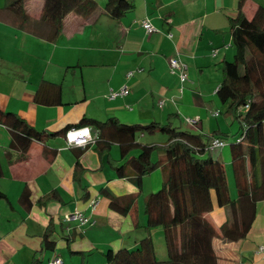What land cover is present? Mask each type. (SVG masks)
Listing matches in <instances>:
<instances>
[{
    "label": "crops",
    "instance_id": "crops-1",
    "mask_svg": "<svg viewBox=\"0 0 264 264\" xmlns=\"http://www.w3.org/2000/svg\"><path fill=\"white\" fill-rule=\"evenodd\" d=\"M132 1L135 10L122 19L108 16L105 4L100 14L90 19L68 15L53 42L26 31L22 36L31 43L27 52H8L0 58L5 69L0 72V109L17 115L37 131L55 134L44 143L34 142L23 154L11 150L12 133L0 125V190L7 195L0 201V264H53L57 258L63 264H106V250L134 249L145 235V229L136 223L146 224L143 206L147 197L162 186V172L157 170L145 177L139 192L113 168L122 160L118 144L102 155L95 142L85 149L69 146L70 129L90 127L98 133L92 125L78 126L84 118L101 122L115 118L126 126L149 125L165 124V119L171 122L181 112L183 123L184 117L201 119L198 130L184 126L205 137L216 131L227 133L225 127L235 122L228 116L223 124L220 121L219 105L223 103L218 91L224 80V64L233 61L236 54L229 19L236 16L239 0ZM260 5L246 0L244 14L251 19ZM25 8L31 17L40 19L44 0H26ZM145 18L151 20L158 33L146 34L141 26ZM17 30L0 22V40L6 37L3 46ZM175 57L189 66L185 83L170 71V60ZM131 71L134 76L129 78ZM44 81L62 85L61 105L49 107L36 102ZM123 85H128L130 94L110 100L111 91ZM158 134L140 133L138 142L165 144L168 137L152 138ZM226 148L219 151L221 157L226 155ZM229 157H225L226 169L236 199L231 154ZM153 176L157 178L155 183ZM146 184L151 190L139 202ZM102 188L116 196L139 195L136 208L127 216L113 212ZM25 189L31 192L29 209L20 201ZM50 196L53 198L44 203ZM96 198L100 204L93 210L90 203ZM77 211L95 224L80 228L77 222H67L66 217ZM229 217L228 208L218 205L206 215L217 231ZM49 231L57 241L53 251L43 248ZM137 234H141L140 240ZM213 245L219 264H264V254L259 251L264 245V201L257 204L255 221L244 240L226 242L217 237ZM160 252L159 258H166L164 250Z\"/></svg>",
    "mask_w": 264,
    "mask_h": 264
},
{
    "label": "trees",
    "instance_id": "trees-1",
    "mask_svg": "<svg viewBox=\"0 0 264 264\" xmlns=\"http://www.w3.org/2000/svg\"><path fill=\"white\" fill-rule=\"evenodd\" d=\"M25 2L7 0V4L0 7V22L51 42L61 34L68 15L90 19L101 12L97 0H44L41 18L34 19L26 12ZM245 3L246 0H239L236 16L229 19L236 54L233 61L224 64V82L218 91L221 102L227 105L226 116L240 122L238 138L228 143L236 199L231 194L220 150L210 148L214 138L226 140L228 133L216 131L205 137L194 129H177L172 122L126 126L115 118L106 122L84 118L78 125H92L98 131L94 142L100 155L109 152L113 144L120 146L122 160L113 168L139 192L143 190L145 177L157 170L163 176L162 186L145 201L146 224L136 223L138 228L145 229L139 245L134 249L109 248L104 254L107 264H219L213 245L215 238L238 242L248 236L256 218L257 204L264 201V5L249 19L243 11ZM135 8L132 0H106L104 6L105 13L113 19H122ZM35 100L49 107L61 105L62 85L42 82ZM0 125L12 133L11 150L23 154L34 142L44 143L55 135L37 131L17 115L1 109ZM140 133H161L167 135L168 140L162 145L141 144L138 142ZM79 166L78 163L76 169L79 170ZM101 192L113 212L127 216L136 208L139 195L116 196L107 188H102ZM6 198L0 190V201ZM50 198L53 196L43 202ZM20 201L28 209L31 207L29 189L24 190ZM216 205L228 208L230 213L219 231L206 219ZM155 229H161L164 234L167 248L164 259L155 251ZM43 243L47 251L56 248L57 241L51 231L46 233Z\"/></svg>",
    "mask_w": 264,
    "mask_h": 264
},
{
    "label": "built area",
    "instance_id": "built-area-1",
    "mask_svg": "<svg viewBox=\"0 0 264 264\" xmlns=\"http://www.w3.org/2000/svg\"><path fill=\"white\" fill-rule=\"evenodd\" d=\"M170 24L173 23V20L168 21ZM141 26L144 28L147 35L152 36L155 33H158L159 30L152 24L151 20L148 18H145L141 21ZM169 37H172V34H169ZM218 52L215 51V53ZM188 69L189 66L187 63L182 62L179 57L172 58L170 60V71L173 74H177L179 76V79L181 83H185L188 79ZM134 76V72H129L128 77L131 78ZM130 94V88L128 85H123L118 90H113L108 95V98L110 100L117 99L119 97H126ZM161 105H164V101L161 102ZM201 119L199 117L197 118H185L184 123L186 126L192 128V129H199ZM96 139H98V133H95L90 127L85 128H73L70 129L67 133V142L69 146L72 147H79V148H85L88 144L91 142H94ZM229 144L220 138H214L213 142L211 144L212 150H222L226 148ZM100 204V199L96 198L93 199L90 203L93 210L98 209ZM67 222H77L78 227L82 228L85 226H92L95 224V221L83 214L82 212H75L71 215H68L66 217ZM260 253L264 254V245H261L259 247ZM53 264H63V261L60 258H57L52 261Z\"/></svg>",
    "mask_w": 264,
    "mask_h": 264
},
{
    "label": "rangeland",
    "instance_id": "rangeland-1",
    "mask_svg": "<svg viewBox=\"0 0 264 264\" xmlns=\"http://www.w3.org/2000/svg\"><path fill=\"white\" fill-rule=\"evenodd\" d=\"M252 1H257V2H261L262 5H264V0H252ZM97 2L100 4V7L103 6L106 1L104 0H97ZM226 2V3H229L230 0H223V3ZM7 4V0H0V7H4L5 5ZM228 12V11H226ZM229 13V12H228ZM17 30V29H16ZM23 33H27L26 31H22V30H17V33H14L13 35H11L8 39V44L6 46H3L2 42H5L6 40V37H2V40H0V58H3L7 55L8 52H14V53H18V54H25L27 52V49L28 47L30 46L31 43H28L24 38H23ZM235 49V48H234ZM233 51V53L235 52V50H231V52ZM19 57H22L19 56ZM3 60V62H5L4 59H1ZM234 60V59H232ZM8 62L10 61V58L7 60ZM3 63L0 65V72H5V69L4 67L2 66ZM223 71V70H222ZM224 82V80H223ZM220 104V102H219ZM220 107V112L222 113V117L220 118V121L222 122L223 118L226 116V112H227V105L225 104H220L219 105ZM180 116H177L175 118L172 119V125L177 128V129H187L183 123V116L182 113L180 112L179 114ZM186 118V117H184ZM181 121V122H180ZM169 122V120L165 119V124H167ZM182 123V125H181ZM223 124V122H222ZM226 128V132L229 134V137L226 139L228 141L229 144H231L232 142H235L236 139L238 138L239 134H237L239 132V129H240V124L238 121H235L234 123L230 124V127H225ZM164 135V137H163ZM154 137V138H153ZM155 137H159V139L161 138H165V137H168L167 135L165 134H158L157 136H152L153 139H155ZM164 140V139H163ZM225 154H223L222 156V160L223 162L225 163V165H227L228 161H226L225 157L228 158V160L230 159L229 155L231 154V147L230 145L225 149ZM156 156H154V159ZM227 170V169H226ZM228 175V173H227ZM229 176H231V170L229 168ZM154 178H152V182L155 183L157 180L156 176H153ZM150 187L148 184L145 185V188H144V194L142 195V198L139 199V202L141 200H144V196L145 194L149 193L150 192ZM144 207H145V204L143 206V211H144ZM71 225H75V224H71ZM140 235L141 234H137L138 236V239L140 240ZM108 238H111V235H108ZM153 241H154V245H155V251L158 253V254H162V250H164L163 252V255L164 253H166L165 256H167V248L165 246V239H164V234L163 232H154L153 233ZM107 251V250H106ZM105 252V251H104ZM90 258H92L90 256ZM106 260V258H105ZM107 264V263H106Z\"/></svg>",
    "mask_w": 264,
    "mask_h": 264
}]
</instances>
